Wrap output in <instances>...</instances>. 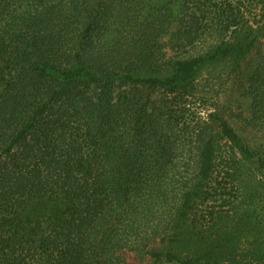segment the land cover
I'll return each mask as SVG.
<instances>
[{
    "label": "trees",
    "instance_id": "trees-1",
    "mask_svg": "<svg viewBox=\"0 0 264 264\" xmlns=\"http://www.w3.org/2000/svg\"><path fill=\"white\" fill-rule=\"evenodd\" d=\"M235 12L0 0V264H264V193L243 197L233 165L251 160L264 190V142L248 136L264 132V90L242 121L225 103L184 112L204 69L249 67ZM249 77L258 88L264 65Z\"/></svg>",
    "mask_w": 264,
    "mask_h": 264
},
{
    "label": "rangeland",
    "instance_id": "rangeland-1",
    "mask_svg": "<svg viewBox=\"0 0 264 264\" xmlns=\"http://www.w3.org/2000/svg\"><path fill=\"white\" fill-rule=\"evenodd\" d=\"M236 10L238 24L234 30L236 37H247L255 39V49L252 52V58L249 60V67L240 70L229 71L226 67L214 64L204 69L201 76L199 92L193 96L190 104L186 105L187 114L185 120L193 122L197 119L207 116L218 104H226L230 109L233 118L236 121H242L249 118L253 110V106L257 105L260 98L254 99L253 95L248 92L260 93L264 90V83L258 88H249L252 78L250 75V66L253 68L264 65V0H229ZM245 68H249L245 70ZM242 70V71H241ZM155 99L161 100L162 92L158 89L152 91ZM259 97V96H258ZM264 115V114H263ZM192 127V128H191ZM195 126L187 124L183 127V132H193ZM249 130V129H248ZM255 135H248L253 138L255 143L264 142V132L258 130L253 131ZM182 144L186 149L194 150L196 136L191 133H185ZM189 153V152H187ZM235 159L236 176L238 183L243 191V197L248 194L264 190L256 180L259 177L258 172L251 160H248L240 152H236L233 156ZM260 217V216H259ZM262 218V217H260Z\"/></svg>",
    "mask_w": 264,
    "mask_h": 264
}]
</instances>
